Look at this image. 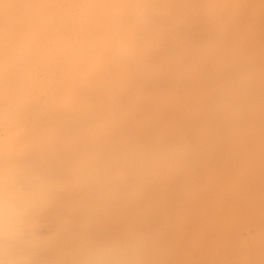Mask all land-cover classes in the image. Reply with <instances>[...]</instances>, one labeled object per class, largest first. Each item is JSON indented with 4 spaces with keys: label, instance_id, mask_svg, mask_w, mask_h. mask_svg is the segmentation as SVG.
<instances>
[{
    "label": "bare ground",
    "instance_id": "obj_1",
    "mask_svg": "<svg viewBox=\"0 0 264 264\" xmlns=\"http://www.w3.org/2000/svg\"><path fill=\"white\" fill-rule=\"evenodd\" d=\"M107 11L87 70L3 117L0 264H264V0Z\"/></svg>",
    "mask_w": 264,
    "mask_h": 264
},
{
    "label": "flooded vegetation",
    "instance_id": "obj_2",
    "mask_svg": "<svg viewBox=\"0 0 264 264\" xmlns=\"http://www.w3.org/2000/svg\"><path fill=\"white\" fill-rule=\"evenodd\" d=\"M114 1L0 0V127L4 125L2 127L7 128V124L5 123L6 118H3L6 112H9L12 108L26 105V101L29 102L31 99L36 100L37 94L44 87L47 88L48 83L54 85L60 82H66L68 80L67 77L70 78L71 76L72 78V75L76 77L77 73L81 75L83 74L81 72L87 70L88 60H86V66L83 65V56L80 54H82V51L89 44L88 37L94 35L93 37L99 38L101 35H104L102 26L105 23L106 16H108L109 11L107 10H109V6ZM90 19L92 20L90 21ZM70 73L73 74L71 75ZM45 88L43 91H45ZM64 91L62 90L58 95L61 96ZM44 97L46 98V96ZM6 128L0 129V177L3 176V172L5 175L7 168H10V170L16 169L17 166L15 168L12 167V169L11 166L15 165V163L16 165L18 164L17 162L22 152L21 136L19 134H12L9 130L7 132ZM10 170L8 173L12 172ZM7 175L3 176L4 180ZM7 179L9 180L8 176ZM2 180L0 192L5 193L8 187L6 188V186L2 185Z\"/></svg>",
    "mask_w": 264,
    "mask_h": 264
}]
</instances>
